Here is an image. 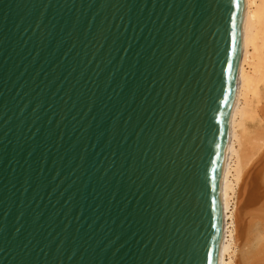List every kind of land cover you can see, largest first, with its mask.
Masks as SVG:
<instances>
[{
	"label": "water",
	"instance_id": "obj_1",
	"mask_svg": "<svg viewBox=\"0 0 264 264\" xmlns=\"http://www.w3.org/2000/svg\"><path fill=\"white\" fill-rule=\"evenodd\" d=\"M241 0H0V264H217Z\"/></svg>",
	"mask_w": 264,
	"mask_h": 264
},
{
	"label": "bare ground",
	"instance_id": "obj_2",
	"mask_svg": "<svg viewBox=\"0 0 264 264\" xmlns=\"http://www.w3.org/2000/svg\"><path fill=\"white\" fill-rule=\"evenodd\" d=\"M240 19L234 93L219 178L217 264H258L253 256L264 252L255 251L264 241V231L256 226L259 231L251 241L244 236L248 233L243 225L251 213L264 217V0H241Z\"/></svg>",
	"mask_w": 264,
	"mask_h": 264
},
{
	"label": "rangeland",
	"instance_id": "obj_3",
	"mask_svg": "<svg viewBox=\"0 0 264 264\" xmlns=\"http://www.w3.org/2000/svg\"><path fill=\"white\" fill-rule=\"evenodd\" d=\"M263 175H264V173H263ZM264 177V176H263ZM262 177V178H263ZM264 179V178H263ZM257 219V222L258 223H260V225L263 223V229H261L262 227L260 226V225H258V224H256L257 222L255 221ZM255 221V222H254ZM253 223H255V224H253ZM243 225H245V233L247 234V235H244V236H250V240L252 241L253 240V235H255L257 232H256V230H258V228L261 230V231H264V217H262L261 215H257V213H251V214H249V215H247L246 216V218H245V221H244V223H243ZM250 225V226H249ZM256 226H258V228H256ZM261 227V228H260ZM252 231V232H251ZM255 231V232H254ZM259 231V230H258ZM249 232H251L250 234H249ZM261 236V235H260ZM263 237V236H262ZM259 241H262V238L260 237V240ZM258 241V242H259ZM263 242V243H262ZM262 242H259L258 244H257V246H256V249L257 250H255V251H259V250H261V251H264V241H262ZM262 244V246H260L261 244ZM258 245H259V247H258ZM246 248H247V246H245ZM245 247H243L242 248V250L244 249H246ZM256 255V256H255ZM255 255L253 256L254 258V260H256V261H258V264H264V252H261V254H260V251H259V254L256 252L255 253ZM257 255H258V257H257Z\"/></svg>",
	"mask_w": 264,
	"mask_h": 264
}]
</instances>
